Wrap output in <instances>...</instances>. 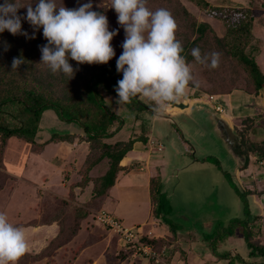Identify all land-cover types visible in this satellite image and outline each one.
Here are the masks:
<instances>
[{
    "label": "rangeland",
    "instance_id": "obj_1",
    "mask_svg": "<svg viewBox=\"0 0 264 264\" xmlns=\"http://www.w3.org/2000/svg\"><path fill=\"white\" fill-rule=\"evenodd\" d=\"M34 1L22 0V4H33ZM180 1L198 21L210 24L218 36L224 35L226 27L219 18L196 8L188 0ZM88 2L92 3V10L107 16L110 31L119 30L113 40L121 45L125 33L117 22V13L111 7V0H58L67 8H77ZM208 2L213 6L251 8V30L255 39L260 41L256 60L264 72V0H253L252 5L248 0ZM188 64L196 84L195 87L189 86L187 94L178 102L187 104L190 113L182 110L169 120L152 122L155 114L153 110L139 109L130 103L117 104V98L113 99V105H106L124 120L123 128L118 133L119 138H126L128 133L145 132L144 129L149 131L151 125L155 135L161 137L163 150L153 153V160L160 159L163 163L164 157L160 171L163 172L165 182L160 185L162 189L159 190L156 202L168 210L167 220L174 226V230L169 231L168 224L163 223L158 229L157 224L144 222L143 232L153 238L156 237L148 234L151 230L161 233L158 238L165 237L166 232L175 235L177 242L171 237H165V242L169 244L163 249L169 251L170 259L180 264H227V259L212 253V245L209 248L208 242L212 243L213 238L228 226L231 219H244L245 213L250 210L251 215L255 216L250 227L252 240L264 245V162L259 160V164L254 163V155H250L251 161L247 168L251 170L238 173L235 169L240 171L238 165L241 157L229 152L215 128L213 117L227 122L237 142L242 138L261 140L264 137V87L256 94H249L242 88H233L229 93H215L212 88H216L218 82L210 80L198 63ZM240 81L243 82L242 79ZM192 94L202 96V102L187 100V97L192 99ZM211 94L215 100L205 103ZM137 98L150 108L158 109L153 102L139 96ZM216 101L221 103L222 112L216 113L212 109ZM170 106L173 107L172 102L159 108L163 112L164 107ZM178 108L175 111H180ZM53 112V109L42 112L40 127L37 129L40 132L39 140L41 136L49 138L53 132H69V124L77 125L57 119ZM250 117L253 118L252 123L246 121ZM6 142L0 157V213L6 214L9 222L24 230L29 244V251L16 264H147L143 257L133 252L128 254L119 246L118 234L95 221V214L101 209V204L92 198L87 187H76L81 176L73 174L69 169L66 171L68 163H51L48 160L56 152L57 144L49 143L42 154L36 155L30 152L28 144L16 137ZM181 152L184 154L180 155ZM181 156L187 157V169L178 171L176 163ZM78 157H81V153ZM71 161L70 167L77 169V161ZM83 170L81 168L78 173L82 174ZM225 174L233 178L232 182ZM237 174L239 181L236 180ZM77 178L79 181H75ZM234 185L245 192L246 200L238 195ZM162 190L165 196L161 195ZM137 191L139 194L142 189ZM138 197V201L142 202L144 195ZM140 206L141 218L137 220L143 222L147 219L148 205L141 203ZM108 208L109 204L105 209ZM82 212L85 215L81 217ZM126 219L124 217L121 221L122 226L133 228ZM226 239L217 248L219 252L228 251L232 255L238 253L247 258L250 264H258L264 259L248 256L247 243L238 228Z\"/></svg>",
    "mask_w": 264,
    "mask_h": 264
},
{
    "label": "trees",
    "instance_id": "obj_2",
    "mask_svg": "<svg viewBox=\"0 0 264 264\" xmlns=\"http://www.w3.org/2000/svg\"><path fill=\"white\" fill-rule=\"evenodd\" d=\"M188 1L196 8L219 18L226 27L224 35L218 36L210 24L198 21L180 0H147V7L153 11L164 8L172 14L177 23L176 39L184 48L182 55L186 57L187 63H198L210 80L218 82V86L212 88V91L229 93L233 88H242L249 94H256L264 87V72L256 60L260 41L255 39L251 30L253 20L251 8L213 6L208 0ZM37 2L38 0H35L32 5L35 6ZM248 2L250 5L254 4L253 0ZM3 3L4 0H0V4ZM18 3L23 5L22 0H18ZM26 11V6L21 7L18 14L26 15ZM236 12L238 15H235ZM22 28L30 36L33 33L32 26L26 20L22 21ZM45 43L47 41L42 35V28L35 33L34 39H28L23 35L14 36L8 30L0 33V157L6 147V141L12 137L28 144L30 150L34 152H41L51 141L73 143L75 138L79 141L85 140L89 144V152L82 167L84 170L81 180L77 184L84 189L88 187L92 198L101 204L103 197L113 186L117 173L126 168L120 164L121 160L132 149L135 140L144 141L143 136L138 138L129 136L127 139L108 141L124 124L121 116L106 105L107 103L113 105V99L117 98L115 86L117 81L122 79L123 74L117 72L116 60L123 49L120 43L112 40L111 44L116 56L107 64L78 65L76 61L70 60L73 68L78 67L79 70L69 80L62 73L52 74L47 66L40 62L41 51L38 46ZM6 47L7 51H5ZM195 47L200 48L202 55L211 52L220 53L219 66L213 69L197 62L191 55V50ZM14 57H22L24 60V63L16 69L12 68ZM189 86L195 87V84L190 83ZM190 96L196 97L198 94ZM130 104L139 109L153 110L137 97L132 99ZM46 109H53L56 118L63 122L77 124L82 129V134L53 132L45 142H37L35 135L42 112ZM252 119L250 117L246 121L252 123ZM238 143L241 150L240 170L248 167L251 161L250 155H254V163L259 164V160L264 162V137L259 141L242 138ZM102 158L108 159V169L100 177L89 178L87 173L90 167ZM228 179L230 182L233 180L230 176ZM159 190L160 179L155 176L151 178L149 186L153 216L162 224H168L171 231L174 230V226L168 223L166 216L168 210L156 202V197L160 194ZM235 190L242 199L246 200L244 191L239 190L237 186ZM83 215L85 212L80 216ZM244 216V219H231L228 226L217 233V237L213 238L211 235L212 253L219 258L227 259V264H250L247 258L238 253L232 255L231 252L217 250L226 237L233 234L237 228L247 243L248 256L264 258V245L252 240L253 232L250 227L255 216L251 215L250 210ZM165 237L153 238L144 234L140 241L151 245L155 250H160L169 244L165 242L168 237ZM134 249L135 245L129 244L124 250L129 254ZM166 252L168 257L169 251ZM258 264H264V259Z\"/></svg>",
    "mask_w": 264,
    "mask_h": 264
},
{
    "label": "clouds",
    "instance_id": "obj_3",
    "mask_svg": "<svg viewBox=\"0 0 264 264\" xmlns=\"http://www.w3.org/2000/svg\"><path fill=\"white\" fill-rule=\"evenodd\" d=\"M25 6L26 15L18 14ZM111 7L125 33L123 51L116 60V70L123 74L115 86L117 104L131 103L138 96L157 108L178 102L187 94L190 83L196 81L182 55L183 45L176 39L177 23L172 14L164 8L149 9L147 0H111ZM92 8L91 2L67 8L58 0H38L35 7L30 2L21 5L18 0H4L0 4V33L8 30L14 36L34 39L42 28L47 43L38 46L40 62L52 74L62 73L70 80L79 70L73 68L70 60L78 65L107 64L116 56L111 41L119 30L110 31L107 16ZM23 20L32 26L31 36L22 28ZM191 55L207 67L219 66L218 52L202 55L200 48L195 47ZM22 63V57H14L12 68H19ZM28 251L24 230L0 213V264H16Z\"/></svg>",
    "mask_w": 264,
    "mask_h": 264
},
{
    "label": "crops",
    "instance_id": "obj_4",
    "mask_svg": "<svg viewBox=\"0 0 264 264\" xmlns=\"http://www.w3.org/2000/svg\"><path fill=\"white\" fill-rule=\"evenodd\" d=\"M220 96H222V95H220ZM224 96H226V94H224ZM187 100H192L195 102L199 101L197 99V97H194V98L192 97V99L187 97ZM175 108H178V107H176V105H173V107L170 106L169 108L164 107L163 112L160 111V108H158L159 111H158V109L157 110L153 109L155 114H154L152 122H155L156 120L161 121L164 119L169 120L174 115H178L183 111L190 113V110H191L190 107L187 108V104L185 107H183L184 109L179 107L178 109L180 111H175ZM148 109L149 108H147V110ZM149 110H151V109H149ZM69 126H70L68 129L69 132L82 134L83 131L79 126L73 125V124H69ZM144 130H145V132L144 131L142 132L140 130L141 132H138V133H134V134L128 133L127 134L128 136L126 138H119V135H118V133L120 132L119 131L115 135H113L112 137L109 138L110 140H108V141L113 142L116 139H120V140L121 139H127L129 136H131L133 138H138V136H143L144 141L139 140V139L134 141L132 149L126 153L125 157L120 162V164L126 168L123 170H120L117 173V177L115 179L113 186L110 187L107 194L103 197V199L101 201V209L107 210L105 208L109 204L110 209L108 208V210H109V211L107 210L108 212H111V214L116 216L120 221H123L124 217H127L126 220L131 222L130 223V224H132L131 227L141 228L143 234H145L143 232V228H142L144 222H150L151 224L155 223V224H157L156 226H158L157 227L158 229H160V227L163 225L159 220H157L153 216V212H152L153 211V202L150 199L149 186H150L151 178H153L155 176L159 177L160 185L163 184V182H165V179H163V172L161 173V171H160V166H161V170H162V164L164 163V157H163V163L160 162L161 161L160 159L153 160V159H155L153 157V153L160 152L163 150L162 143H161L162 142L161 137L158 135H155V133L152 129V125H151V128L149 131H147L146 129H144ZM39 135H40V132H37L35 135V139L37 142L42 143L48 139V137L41 136V139L39 140ZM51 142H53V141H51ZM51 142H48L46 145H48ZM53 143L57 144L58 146L56 148V152H53L54 153L53 156H51L48 160L51 163L52 162H55V163L59 162V163H63V164L68 163L69 168H66V171L69 169L73 174H75L77 176L78 175L82 176V174L80 172L78 173V171L81 170V168L85 164V161H86V158H87V155L89 152L88 142L85 140L79 141L77 138H75L73 143H69L66 141H59V142H53ZM158 144L161 145V147H160L161 149H158ZM45 146H44V148H45ZM44 148H43V150H44ZM227 148H228L229 152H231L228 145H227ZM43 150L41 152H34V151L30 150V152L31 153L33 152L36 155H40V154H42ZM61 152L64 155L60 156ZM79 153H81L80 158L78 157ZM57 154L60 157L59 156L57 157ZM183 154L184 153L181 152L180 155H183ZM71 160L77 161V163L75 164V167H78L77 169L70 167V164H71L70 161ZM176 166H179V168L177 169L178 171L181 169H183V170L187 169L186 168L187 167V157L186 156L179 157L177 159ZM180 166H182V167H180ZM127 168H129V169H127ZM107 169H108V159L102 158L101 160H99L97 163H95L94 165H92L90 167L87 175L89 178L100 177L106 172ZM235 170L238 173H241L244 170L249 171L251 169L246 168V169L238 171V169L236 168ZM236 180L239 181V175L238 174H237ZM67 181L69 182V180H67ZM75 181H79L78 178ZM141 182H143V183H141ZM87 186H90V185H87ZM76 187L80 188V186H78V184H76ZM140 188L142 189V191L138 194L139 191H137V189H140ZM160 189H162L161 186H160ZM126 192H128L127 195H126ZM77 193H79V192L77 191ZM161 193L164 196L166 195L164 193V190H162ZM142 194L144 195V198L141 199L142 202H139L140 200H139L138 196H141ZM141 203H146L148 205L147 219H146V221L142 220L143 222L137 220L138 218H141L139 216V213H140L139 211L142 210L141 206H140ZM156 226H155V228H156ZM148 234L153 235L154 237H157L161 233H154V231L151 230L150 232H148ZM164 235L166 237H171V238L174 237L173 239L176 238L175 235L170 234V232L169 233L166 232ZM203 239H204V237H203ZM174 241L177 242L178 240L175 239ZM226 241H227V239L225 241H223L222 243H225ZM117 242L122 249L126 248L121 243V239L119 236L117 238ZM208 244H209L208 247L210 248L211 245L209 242H208ZM172 245L173 244H171V246Z\"/></svg>",
    "mask_w": 264,
    "mask_h": 264
},
{
    "label": "built area",
    "instance_id": "obj_5",
    "mask_svg": "<svg viewBox=\"0 0 264 264\" xmlns=\"http://www.w3.org/2000/svg\"><path fill=\"white\" fill-rule=\"evenodd\" d=\"M197 98L199 102H202L201 100L202 96ZM214 100H215V96L211 94L208 96L205 103H210ZM221 106H222L221 103L216 101L213 104L212 109L216 113L222 112L223 108ZM160 147L161 145L158 144V149H161ZM95 220L96 222L100 223L102 226H105L109 230L114 231V233L118 234V236L122 241L121 243L123 244L124 247L125 246L128 247L129 244L135 245L133 254H137L143 257L144 259H146L147 264H180L179 262L173 260V258L170 259L169 258L170 256L167 257V252L163 248L160 250H155L154 248H152L151 245L143 244L140 241V238L142 237V235H144L142 233L141 228L123 227L121 221L107 210L104 209L98 210L95 214Z\"/></svg>",
    "mask_w": 264,
    "mask_h": 264
},
{
    "label": "water",
    "instance_id": "obj_6",
    "mask_svg": "<svg viewBox=\"0 0 264 264\" xmlns=\"http://www.w3.org/2000/svg\"><path fill=\"white\" fill-rule=\"evenodd\" d=\"M172 104L181 108L186 106V104H184L183 102H172ZM214 121L215 128L218 130L219 135L223 139V141L229 146L231 152L237 156H240V146L230 126L222 118L214 117Z\"/></svg>",
    "mask_w": 264,
    "mask_h": 264
},
{
    "label": "flooded vegetation",
    "instance_id": "obj_7",
    "mask_svg": "<svg viewBox=\"0 0 264 264\" xmlns=\"http://www.w3.org/2000/svg\"><path fill=\"white\" fill-rule=\"evenodd\" d=\"M236 137V136H235Z\"/></svg>",
    "mask_w": 264,
    "mask_h": 264
}]
</instances>
